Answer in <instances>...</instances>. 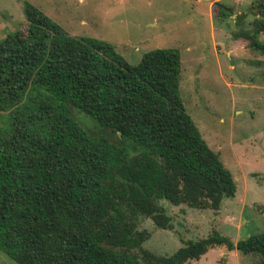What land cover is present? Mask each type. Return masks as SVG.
<instances>
[{
  "label": "trees",
  "instance_id": "16d2710c",
  "mask_svg": "<svg viewBox=\"0 0 264 264\" xmlns=\"http://www.w3.org/2000/svg\"><path fill=\"white\" fill-rule=\"evenodd\" d=\"M255 12L234 37L264 54V0ZM24 13L27 34L0 39V111H11L0 127V250L18 264H187L224 245L264 264V232L234 243L216 231L172 255L144 247L141 216L171 227L162 200L219 209L237 193L185 106L180 49L154 48L132 64L111 43L69 35L29 1ZM77 113L120 143L87 132Z\"/></svg>",
  "mask_w": 264,
  "mask_h": 264
},
{
  "label": "rangeland",
  "instance_id": "374dc122",
  "mask_svg": "<svg viewBox=\"0 0 264 264\" xmlns=\"http://www.w3.org/2000/svg\"><path fill=\"white\" fill-rule=\"evenodd\" d=\"M31 2L71 36L94 37L115 46L130 63L158 47L180 49V89L187 111L237 182L234 197L219 209L174 205L162 200L171 227L141 216L144 247L172 255L190 240L218 231L234 243L264 232V54L234 34L250 29L258 0H0V39L25 36L24 4ZM232 15L219 13L216 2ZM245 14L239 24L236 19ZM264 41V32L260 33ZM11 111H0L6 127ZM83 128L120 143L117 132L77 113ZM262 257L220 245L187 264H260ZM0 264H18L0 250Z\"/></svg>",
  "mask_w": 264,
  "mask_h": 264
},
{
  "label": "water",
  "instance_id": "95a60500",
  "mask_svg": "<svg viewBox=\"0 0 264 264\" xmlns=\"http://www.w3.org/2000/svg\"><path fill=\"white\" fill-rule=\"evenodd\" d=\"M216 4L218 5V6H222V3H220V2H216ZM166 200V199H165Z\"/></svg>",
  "mask_w": 264,
  "mask_h": 264
}]
</instances>
